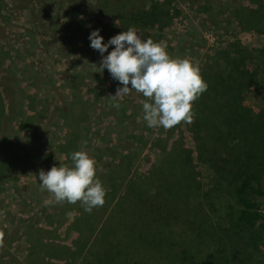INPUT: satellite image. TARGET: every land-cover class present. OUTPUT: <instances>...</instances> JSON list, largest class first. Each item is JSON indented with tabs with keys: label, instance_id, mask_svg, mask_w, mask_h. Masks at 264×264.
<instances>
[{
	"label": "rangeland",
	"instance_id": "rangeland-1",
	"mask_svg": "<svg viewBox=\"0 0 264 264\" xmlns=\"http://www.w3.org/2000/svg\"><path fill=\"white\" fill-rule=\"evenodd\" d=\"M2 1L0 231L5 237L0 258L18 262L26 247L22 226L36 222L41 229L51 230L53 243L70 247L76 234L67 226L78 214L55 215L54 196L42 189L39 172L53 166L73 167V152H86L96 161V176L113 171L143 179L165 178L170 171L161 162L171 158L188 160L187 166H193L199 178L211 174L195 153L191 124L148 127L143 119L147 98L142 93L131 90L118 101L112 99L123 85L107 69L99 70L102 57L90 47L89 35L98 29L107 43L119 33L118 19L98 18L95 0ZM174 4L178 7L171 25L152 32L155 42L165 41L171 58H187L199 67L221 56L232 58L231 52L238 51L240 69L254 71L252 86L242 94L240 105L256 115L264 108V0H172L168 8ZM112 50L114 46L104 56ZM115 103L120 104L118 109ZM158 141H163L167 155ZM176 143L178 151L187 155L181 154L180 160L173 156ZM129 153L131 161L125 158ZM117 163L120 171L114 168ZM201 183L203 189L206 178ZM213 234L203 233L195 243L176 245L196 261L218 257L223 255V245ZM255 253L251 264H264V248ZM52 264L68 263L55 260Z\"/></svg>",
	"mask_w": 264,
	"mask_h": 264
},
{
	"label": "trees",
	"instance_id": "trees-1",
	"mask_svg": "<svg viewBox=\"0 0 264 264\" xmlns=\"http://www.w3.org/2000/svg\"><path fill=\"white\" fill-rule=\"evenodd\" d=\"M95 2L98 18L118 19V34L134 26L142 40L154 42L152 32L169 27L178 7L168 8L172 0ZM231 57L200 65L208 88L194 102L195 116L188 127L196 142L195 153L210 175L199 178L193 166H187L188 160L171 158L161 162L170 171L165 178L149 175L143 179L113 171L96 176L106 191V202L90 214L79 202L53 201L56 216L78 214L67 226L76 234L69 248L53 243L51 230L41 229L39 222L24 224L23 257L16 263L0 258V264H52L55 260L68 264L254 263L257 248H264V108L251 115L241 107L254 71L240 69L238 51L231 52ZM158 143L167 155L163 141ZM174 147L173 156L180 160L184 153L178 151L177 143ZM125 158L132 160L130 153ZM118 167L114 165L120 171ZM204 178L207 183L202 189ZM211 231L223 245V255L196 261L176 245L195 243Z\"/></svg>",
	"mask_w": 264,
	"mask_h": 264
},
{
	"label": "clouds",
	"instance_id": "clouds-1",
	"mask_svg": "<svg viewBox=\"0 0 264 264\" xmlns=\"http://www.w3.org/2000/svg\"><path fill=\"white\" fill-rule=\"evenodd\" d=\"M89 40L90 47L102 57L99 70L107 69L112 78L123 85L111 96L114 101L131 90L142 93L147 98L143 103V119L148 127L171 129L182 122H193V104L208 88L198 65L187 58H171L165 41L142 40L134 26L107 43L98 29L90 33ZM110 46H114V50L104 56ZM114 107L118 109L120 104L115 103ZM71 160L73 167L53 166L47 172L41 170V187L53 194L56 203L79 202L90 214L106 202V191L96 178V161L83 151L73 152ZM4 237V232L0 231V247H3Z\"/></svg>",
	"mask_w": 264,
	"mask_h": 264
}]
</instances>
